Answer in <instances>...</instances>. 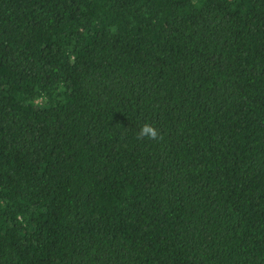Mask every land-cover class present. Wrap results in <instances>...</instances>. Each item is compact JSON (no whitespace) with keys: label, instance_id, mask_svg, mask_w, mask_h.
<instances>
[{"label":"trees","instance_id":"16d2710c","mask_svg":"<svg viewBox=\"0 0 264 264\" xmlns=\"http://www.w3.org/2000/svg\"><path fill=\"white\" fill-rule=\"evenodd\" d=\"M0 264H264V0H0Z\"/></svg>","mask_w":264,"mask_h":264},{"label":"clouds","instance_id":"9594fccd","mask_svg":"<svg viewBox=\"0 0 264 264\" xmlns=\"http://www.w3.org/2000/svg\"><path fill=\"white\" fill-rule=\"evenodd\" d=\"M147 138L150 140H156L159 137L157 129L150 123L145 122L141 127L137 134V139Z\"/></svg>","mask_w":264,"mask_h":264}]
</instances>
